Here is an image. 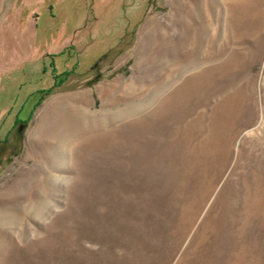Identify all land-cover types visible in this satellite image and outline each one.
Returning <instances> with one entry per match:
<instances>
[{
    "label": "rangeland",
    "instance_id": "1",
    "mask_svg": "<svg viewBox=\"0 0 264 264\" xmlns=\"http://www.w3.org/2000/svg\"><path fill=\"white\" fill-rule=\"evenodd\" d=\"M12 26L41 91L0 141V264H264V0H0Z\"/></svg>",
    "mask_w": 264,
    "mask_h": 264
},
{
    "label": "crops",
    "instance_id": "2",
    "mask_svg": "<svg viewBox=\"0 0 264 264\" xmlns=\"http://www.w3.org/2000/svg\"><path fill=\"white\" fill-rule=\"evenodd\" d=\"M75 3L76 2L71 3L69 9H72ZM83 6L85 7V3ZM16 27L17 26H12V28H9L7 30L0 27L1 33L8 31L12 32V34H15L13 38L14 41L16 40V44L19 46L16 48H20L22 51H27L28 53V56H25L24 54L19 52L18 54L16 53L9 58L0 60V74L1 72L3 73L7 71L9 72L8 74L11 75V78H9L10 80H7L6 82L3 81L4 84L1 88L11 89L12 87L16 90L14 96L13 94L10 95V101L6 105L3 104L0 109V120L2 121L0 125V131L3 130V128L5 129V132L3 133L5 135L4 139H2L3 134L0 133V141L5 140L6 142L9 140V137L15 133V130L17 129L19 123L24 121L23 114L26 112V107L28 106L31 97L33 98L35 92L38 90H30L27 92L24 91V86L27 82L23 79L24 76L22 75L23 73H21L22 67L26 63L35 62L34 48L31 45L26 44V40H24V37L22 36V29L18 30V28ZM72 30L73 29H71V31ZM67 48H74V43L72 41L64 42L60 51H65ZM3 51L4 44L2 42V44H0L1 56L3 55ZM98 55H94L92 58L95 59Z\"/></svg>",
    "mask_w": 264,
    "mask_h": 264
},
{
    "label": "trees",
    "instance_id": "3",
    "mask_svg": "<svg viewBox=\"0 0 264 264\" xmlns=\"http://www.w3.org/2000/svg\"><path fill=\"white\" fill-rule=\"evenodd\" d=\"M54 77H57V75H54ZM62 83H63V81H62L61 83L55 84L54 87L49 88V89L45 92V95H49V94H51V93L54 91V89H55L56 87L61 86ZM44 98H45V96H42L40 100H43ZM25 123H26V121H25Z\"/></svg>",
    "mask_w": 264,
    "mask_h": 264
},
{
    "label": "flooded vegetation",
    "instance_id": "4",
    "mask_svg": "<svg viewBox=\"0 0 264 264\" xmlns=\"http://www.w3.org/2000/svg\"><path fill=\"white\" fill-rule=\"evenodd\" d=\"M91 73H95V72H91ZM52 76L54 77V74H53ZM56 84H58V81H57V80H56ZM54 86H55V85H54ZM54 86H53V87H54ZM48 89H49V88H48ZM48 89H47V90H48ZM47 90L43 89V93L41 92V93H42V96H46V95H45V92H46ZM40 91H41V90L38 89L36 92H40ZM36 92H35V94H36ZM35 94H34V95H35ZM42 96H41V97H42ZM21 124H22V125L25 124L24 121H23V123H21Z\"/></svg>",
    "mask_w": 264,
    "mask_h": 264
}]
</instances>
